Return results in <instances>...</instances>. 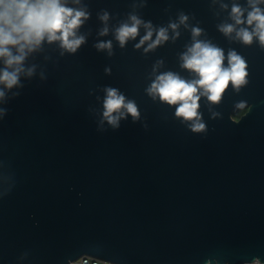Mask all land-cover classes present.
Listing matches in <instances>:
<instances>
[{
    "label": "water",
    "instance_id": "water-1",
    "mask_svg": "<svg viewBox=\"0 0 264 264\" xmlns=\"http://www.w3.org/2000/svg\"><path fill=\"white\" fill-rule=\"evenodd\" d=\"M233 5L246 20L248 0H67L88 13L77 31L85 42L69 53L45 40L27 55L18 85H0V264L83 256L114 264L264 263V46L236 37L241 27L251 31L246 23L220 31L234 25ZM132 15L152 25V40L162 27L168 39L137 48L142 24L121 47L115 30ZM194 28L196 40L223 50L225 67L230 51L247 65L246 83L229 84L219 103L201 96L203 132L147 91L163 73L197 78L181 59ZM102 42H111V54L96 47ZM107 88L134 102L139 117L108 124Z\"/></svg>",
    "mask_w": 264,
    "mask_h": 264
},
{
    "label": "clouds",
    "instance_id": "clouds-1",
    "mask_svg": "<svg viewBox=\"0 0 264 264\" xmlns=\"http://www.w3.org/2000/svg\"><path fill=\"white\" fill-rule=\"evenodd\" d=\"M67 0H0V60L4 68L0 69V85L11 89L18 85L19 76L24 72L23 62L27 55L37 50L42 42H59L60 47L69 53H75L85 42L82 35H77L78 29L88 18V13L82 8L66 6ZM79 3V0H75ZM264 0H248L251 8L243 19L244 9L233 5L231 18L233 24L220 26V31L230 35L235 31V25L247 24L248 28L241 27L236 31V37L244 44H251L253 38L259 39L264 46V9L258 5ZM107 21L108 14L100 17ZM187 17L181 15L180 23ZM131 23H123L115 30V38L123 47L129 39H135L139 27L143 24L146 34L141 38L137 48L148 43L145 51H150L168 39L167 29L156 31V38L152 40L153 32L150 23H144L137 16H130ZM175 30L178 25L171 24ZM107 27L102 29L100 35H106ZM201 30L194 28L193 44L181 56L182 67L196 74V79L185 80L179 75L167 72L156 77L147 89L149 95L169 105H175L176 116L184 121H190L193 132H203L205 125L200 122L198 111L201 96H206L212 103H219L225 90L231 84L237 90L246 83L247 65L245 60L235 51L227 55V67L224 66L225 54L222 49L211 43L196 40ZM100 50L108 49L111 54V42H102L96 45ZM15 50V53L13 52ZM32 74V69L27 72ZM103 102V117L114 128L119 126V120L126 114L133 119L139 117V111L132 101H126L124 95L119 94L115 88H107ZM5 96L0 90V100ZM76 264H91L90 258L76 261ZM99 264V262H97ZM253 264H260L259 260Z\"/></svg>",
    "mask_w": 264,
    "mask_h": 264
},
{
    "label": "built area",
    "instance_id": "built-area-1",
    "mask_svg": "<svg viewBox=\"0 0 264 264\" xmlns=\"http://www.w3.org/2000/svg\"><path fill=\"white\" fill-rule=\"evenodd\" d=\"M82 258H84V259L90 258L91 264H97V262H99V264H114V263H111V262H108V261H105V260H101V259H98V258H94V257H91V256H83V257H81L78 260H81ZM78 260H76V261H78ZM76 261L71 262L70 264H76ZM249 264H253V262L249 263ZM260 264H264V263L260 262Z\"/></svg>",
    "mask_w": 264,
    "mask_h": 264
},
{
    "label": "trees",
    "instance_id": "trees-1",
    "mask_svg": "<svg viewBox=\"0 0 264 264\" xmlns=\"http://www.w3.org/2000/svg\"><path fill=\"white\" fill-rule=\"evenodd\" d=\"M246 109H247V107L240 108V109L234 114V118H235V119L240 118V117L244 114V112H245Z\"/></svg>",
    "mask_w": 264,
    "mask_h": 264
},
{
    "label": "flooded vegetation",
    "instance_id": "flooded-vegetation-1",
    "mask_svg": "<svg viewBox=\"0 0 264 264\" xmlns=\"http://www.w3.org/2000/svg\"><path fill=\"white\" fill-rule=\"evenodd\" d=\"M247 111H248V108L245 110L244 114H246ZM244 114H243V115H244ZM243 115H242V116H243ZM242 116H241V117H242ZM241 117H240V118H241ZM240 118H238V119H236V120H239Z\"/></svg>",
    "mask_w": 264,
    "mask_h": 264
}]
</instances>
